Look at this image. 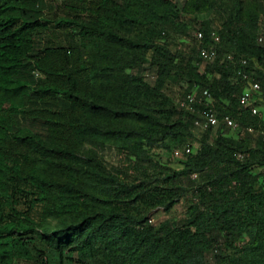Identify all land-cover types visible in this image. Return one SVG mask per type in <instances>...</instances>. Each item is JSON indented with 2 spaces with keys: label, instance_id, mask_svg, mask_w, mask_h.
<instances>
[{
  "label": "trees",
  "instance_id": "obj_1",
  "mask_svg": "<svg viewBox=\"0 0 264 264\" xmlns=\"http://www.w3.org/2000/svg\"><path fill=\"white\" fill-rule=\"evenodd\" d=\"M243 1L0 0V264H264V113L241 105L236 73L246 59L264 99V11ZM197 31L219 34L214 61ZM205 91L241 129L163 163L194 147ZM193 92L196 112L179 105ZM187 195L188 220L153 223Z\"/></svg>",
  "mask_w": 264,
  "mask_h": 264
},
{
  "label": "built area",
  "instance_id": "obj_2",
  "mask_svg": "<svg viewBox=\"0 0 264 264\" xmlns=\"http://www.w3.org/2000/svg\"><path fill=\"white\" fill-rule=\"evenodd\" d=\"M50 2L52 0H45ZM195 38L198 41L199 56L203 61H214L217 59L218 50L215 46H218L221 42L220 36L216 31H211L209 34L210 45L204 43L205 36L201 31L195 32ZM259 42H264V37L259 38ZM223 60L226 62H235L237 59L232 54H225ZM240 61V60H239ZM241 68L238 70L237 75L246 81L248 87L244 91L243 95L240 98L241 105L248 107L250 113L253 116H263L261 113V108L258 105L259 98L257 97L260 94L261 86L254 78V73L246 70L248 66V61L242 59L240 62ZM204 97L206 98L205 109L199 112L198 118L194 121V125L197 128H200L204 131L212 128L218 129L222 125L230 128L233 131H239L241 126L237 123L230 115H225L222 118L217 116V113L212 108V97L208 91L204 92ZM198 104H202V100L198 99L196 92L188 94L184 99L179 102L181 108H184L190 112H196V107ZM264 117V116H263ZM248 133L254 134L256 130L254 127H246ZM262 142L264 144V127L259 131ZM194 152V147L192 144H187L184 150L175 149L173 150V157L175 159H183L186 155L192 154ZM235 157L237 159H243L244 155L236 153ZM196 178V175H193Z\"/></svg>",
  "mask_w": 264,
  "mask_h": 264
},
{
  "label": "rangeland",
  "instance_id": "obj_3",
  "mask_svg": "<svg viewBox=\"0 0 264 264\" xmlns=\"http://www.w3.org/2000/svg\"><path fill=\"white\" fill-rule=\"evenodd\" d=\"M58 1L60 2L61 0H58ZM173 1L176 3L177 7L181 9L187 3L188 0H173ZM243 2H244V5H247L248 3L253 2L254 4L258 5L257 6L258 9H260L262 12L264 11V0H244ZM54 4H56V2H54ZM261 17L264 19V13L261 15ZM194 33L192 34L194 35ZM259 33L261 34V36L264 37V24ZM148 74L149 73L144 72V75L152 79L153 76L152 75L149 76ZM257 97L259 98V101H258V104L260 105L259 107L261 108V111H263L264 113V99L261 100L259 94L257 95ZM215 131L216 130H213V132ZM204 132H205L204 130L195 127L194 150L198 148V140L202 137ZM233 135L237 136V134H233ZM255 136H257L256 138L258 139V135L255 134ZM99 151L101 153V157L104 158L107 172L115 174V175H121L123 174L122 172H124L128 168V160L126 159L124 154L120 152L119 149H117L115 146L108 144L103 149H100ZM161 155H163V159H161L163 163H169L171 166L175 168H180L182 166L180 163L181 161L177 159H173L170 156V153H165ZM157 158L160 159L161 156H157ZM261 172H263L262 168H255L253 170L254 174H260ZM196 203H197L196 200H194L190 195H187V197L183 198V200L175 207V209L171 213L166 214L165 212L159 211L153 216L152 221L156 225H160L162 222L166 221L167 219L172 220L173 222H178V223L184 222L189 219V216H190L189 207L193 206ZM213 258L214 256L212 255L209 256L210 263H212Z\"/></svg>",
  "mask_w": 264,
  "mask_h": 264
}]
</instances>
